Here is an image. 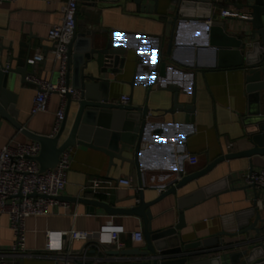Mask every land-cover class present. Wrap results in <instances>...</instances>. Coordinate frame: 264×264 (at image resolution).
I'll return each instance as SVG.
<instances>
[{"label":"crops","instance_id":"1","mask_svg":"<svg viewBox=\"0 0 264 264\" xmlns=\"http://www.w3.org/2000/svg\"><path fill=\"white\" fill-rule=\"evenodd\" d=\"M249 0H213L212 10L209 3H199L194 10H187L188 17L180 18L177 25L170 24L176 10V0H145V10L132 0H105L100 8L89 16L77 11L82 22L78 33H95L97 39L123 50L122 67L118 65L117 74H105L107 92L111 103L121 104L123 96L131 98L130 105L135 108H149L150 130L142 144L143 153L138 166L120 159L110 158L98 151L83 146L71 149V169L68 183L61 196L70 206H55L50 215L29 217L26 220L27 249L29 254L15 258L11 264H57L52 253L44 250L46 231L64 232L71 229L97 231L103 225H119L126 230L121 236L126 244L125 250L143 248V243H132L130 234L142 231L143 220L135 216L110 215L102 208L91 213L88 206L74 199L88 198L106 202L116 208H131L137 205V197L143 187L144 199L150 203L160 195L157 186L168 183L174 176L184 177L199 172L223 155L241 152L249 148L244 118L249 112L250 100L247 92V72L241 68H225L227 60L220 58L210 42H218L220 35H210L212 22L228 19L229 25L241 27V18H248L251 12L245 8ZM67 0H7L0 4V48L6 66L20 70V61L36 54L44 60L35 66L28 65L29 75L56 82L59 77V64L54 60V46L48 39L50 29L63 22ZM253 2V0H251ZM81 2L78 8L81 7ZM230 11L237 17L221 16L222 11ZM211 21V23H208ZM174 36V40L171 38ZM164 65L166 67H164ZM221 66V67H220ZM112 66H110L111 68ZM113 69V67L111 68ZM71 65L70 85L73 83ZM163 72V75H161ZM9 87L14 98L10 103L18 111L19 130L11 122L0 116V149L8 145L35 142L26 130L39 136H52L56 114L60 109V96L54 94L45 113L31 115V109L38 89L26 81L17 71L12 74ZM176 86L177 103L180 110L173 114ZM122 105V104H121ZM195 108L194 114H187L185 108ZM264 108V98L261 101ZM77 107L71 106L67 120L64 140L76 116ZM193 116L195 127L186 122ZM26 133V134H25ZM234 143L231 150L228 145ZM127 157L131 155L127 152ZM254 169L264 166V156L225 160L213 167L202 177L189 181L177 191L167 195L150 209L153 215V228H168L179 221L178 200L202 190L222 178H229L230 190L221 192L184 210L185 241L191 242L225 233L223 243L212 248L193 251L195 261L207 257L223 255L230 262V256L247 249L248 238H258L255 231L237 234L240 227H250L256 221L253 209L255 192L246 188L242 176L248 173L251 164ZM120 178H131L132 187L115 189ZM93 180H100L112 189L85 191L83 188ZM259 214L264 220V207L259 203ZM0 244L10 248L14 234L9 219H0ZM264 235V223L258 222ZM72 251L75 260L72 264H82L93 260V246L74 242ZM254 246V245H253ZM250 248V247H249ZM116 251L108 246L101 253ZM211 252L210 255L203 253ZM118 257H105L116 260Z\"/></svg>","mask_w":264,"mask_h":264},{"label":"water","instance_id":"2","mask_svg":"<svg viewBox=\"0 0 264 264\" xmlns=\"http://www.w3.org/2000/svg\"><path fill=\"white\" fill-rule=\"evenodd\" d=\"M117 1V0H116ZM144 12L145 0H132ZM154 10L157 7L158 0H153ZM176 10L173 20L170 24L177 25L180 18L188 17L187 10H194L199 3H209L212 10L213 0H176ZM81 2L80 9L77 11L85 13L89 16L92 12L97 11L105 0H78ZM245 8L251 12L248 18H241L243 26L235 27L229 25L228 19L223 22H212L209 28L210 35L215 33L220 35L218 42L213 40L210 45L220 58L223 56L227 60L223 64L225 68H241L247 72L246 84L247 92H249L250 107L249 112L244 118V124L247 132V143L250 145L248 149L241 152L226 154L210 163L203 170L184 177L175 187L170 188L166 193L161 194L153 202H146L144 194L141 192L137 197V205L131 208H116L112 205L96 201L92 199L80 198L74 199V202L85 204L88 211L93 213L95 208H102L108 214L135 216L143 220L145 246L143 248H135L121 251H110L101 253L98 250H92L93 260H86L82 264H222L220 256H212L195 261L193 251L200 249H208L213 246H219L223 243L222 237L227 234L219 233L204 239L195 241H185L182 230L185 229L184 210L217 195L221 192H228L231 189L229 178L210 184L198 190L193 194L182 197L178 200L179 221L176 225L168 228H153V215L151 207L163 197L167 195H176L177 191L189 181L206 174L217 164L236 158H250L255 156H264V108L261 101L264 98V0H249ZM99 11V10H98ZM82 22L76 18L75 36L69 45L68 56V74L67 83L70 85L71 65H73V83L72 87L80 92V99L73 101L71 95H67L68 105L65 112V118L62 122L59 132L55 136H39L32 134L26 130L30 138L38 142L41 146L40 157L37 161L40 165L41 172L53 169L57 166L61 154L72 147L83 146L98 150L106 154L111 163L114 159H120L138 166L139 157L143 153L142 144L150 130L148 122L149 108H135L132 105H119L110 102L107 92V82L103 75L117 74L118 65L122 67L121 56L124 55L123 50L114 46L111 40L104 42L97 39L95 33L87 32L78 33V27ZM174 40V36L171 41ZM28 58L20 61V70H14L13 67L6 66L3 59V50L0 48V116L8 120L17 129L21 130L22 126L17 122L18 111L14 107L13 94L9 87L12 84V74L17 71L25 78L29 75ZM113 67V69L110 68ZM164 67H166L164 65ZM221 67V66H220ZM163 75V72L162 74ZM174 92L173 108L168 113L173 114L180 110L177 103L176 86L170 88ZM14 97V96H13ZM13 99V102L10 101ZM77 107L74 123L72 124L67 137L63 139L65 134L67 120L71 106ZM192 106L185 108L187 114H194ZM186 122L192 128L195 127L193 116L186 118ZM25 133V134H26ZM129 153L131 157L125 154ZM253 163L250 166L252 171ZM246 188H254L246 186ZM255 191V190H254ZM59 199L66 198L60 196ZM259 202L255 198L253 209L248 212L256 214V221L250 227H240L237 234H248L249 231H255L259 236L261 229L257 227L258 222L264 223L259 214ZM247 249L237 252L230 256V262L223 255L224 264H264V246H253L255 241L248 238ZM210 255L211 252L203 253ZM105 257H120L121 260H106Z\"/></svg>","mask_w":264,"mask_h":264},{"label":"built area","instance_id":"3","mask_svg":"<svg viewBox=\"0 0 264 264\" xmlns=\"http://www.w3.org/2000/svg\"><path fill=\"white\" fill-rule=\"evenodd\" d=\"M7 0H0V4ZM78 0H67L65 5V16L61 24L54 25L49 33L48 39L54 46V60L59 64V77L56 82L40 79L34 75L27 76L26 81L37 87L38 92L34 99L31 115L45 113L49 109L50 99L54 94L60 96V109L56 114L54 127L55 136L65 118L68 105L67 95H71L73 101L80 99V92L67 83L68 74V52L69 45L75 36ZM221 16L237 17L230 11H222ZM208 23H211L209 21ZM44 60V56L36 54L27 60L28 65L35 66ZM131 98L123 96L122 105H129ZM150 116V113H149ZM234 143L228 145L231 150ZM71 149L65 150L57 166L45 172H41L37 158L40 157L41 146L38 142L31 144H18L17 147L8 145L0 149V219L7 216L10 229L14 234V242L10 248H3L0 244V264H11L15 258L29 254L27 249V227L26 220L29 217L48 216L55 206H70L69 202L59 199L65 191L68 183V173L71 169ZM182 177L180 174L168 183L157 186L159 195L166 193L175 187ZM246 186H252L255 198L264 207V166L260 169H249L242 176ZM119 187H132L131 178H120L116 181L115 189ZM112 189L100 180L91 181L83 190L102 191ZM136 191L142 192L143 187ZM139 202V200H137ZM1 227V225H0ZM126 230L122 226L108 224L103 225L97 231H84L71 229L64 232L46 231L44 250L52 253L57 264H72L75 255L72 251L74 242H82L93 246L96 250L103 252L108 246L114 247L116 251L125 250L126 244L121 236ZM132 243H143L145 241L142 231L130 234ZM254 246H264V235L260 233ZM121 258H116V260ZM115 260V261H116Z\"/></svg>","mask_w":264,"mask_h":264}]
</instances>
